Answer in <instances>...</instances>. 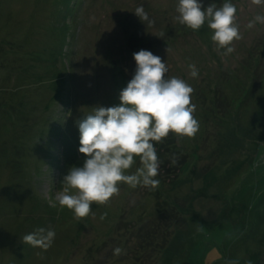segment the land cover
Returning <instances> with one entry per match:
<instances>
[{
  "label": "rangeland",
  "instance_id": "obj_1",
  "mask_svg": "<svg viewBox=\"0 0 264 264\" xmlns=\"http://www.w3.org/2000/svg\"><path fill=\"white\" fill-rule=\"evenodd\" d=\"M230 2L242 39L224 56L207 24L193 32L175 19L178 0H0V264L131 263L137 240L125 223L114 228L120 216L127 226L154 216L153 193L122 183L83 220L57 196L85 159L77 122L120 104L141 49L194 89L200 125L179 139L188 155L179 178L154 188L186 212L154 264H264V23L247 27L264 5ZM140 6L151 23L134 13ZM139 166L137 158L128 174ZM41 227L55 231L51 247L22 242ZM121 234L125 246L115 245ZM117 246L125 255H113Z\"/></svg>",
  "mask_w": 264,
  "mask_h": 264
},
{
  "label": "clouds",
  "instance_id": "obj_2",
  "mask_svg": "<svg viewBox=\"0 0 264 264\" xmlns=\"http://www.w3.org/2000/svg\"><path fill=\"white\" fill-rule=\"evenodd\" d=\"M257 6L264 0H251ZM175 19L191 29L200 30L205 24L212 31L210 37L215 50L227 56L234 51L233 43L242 39L237 24V7L230 0L217 7L211 3L204 8L200 0H178ZM141 21H149L143 6L134 12ZM151 23V21H149ZM264 23V15L257 14L247 25ZM168 52V48H167ZM136 63L133 78L120 92L118 106H96L91 114L77 122L80 133L78 149L85 157L82 166H72L63 178V190L58 193L59 206L70 210L77 220L92 213V205H106L119 195L120 184L131 188H156L160 161L154 147L169 134L194 138L200 125L194 116L196 105L191 102L194 89L178 77H167L168 68L161 58L141 49L133 54ZM190 76H198L194 64L189 65ZM139 158L140 166L132 174L129 170ZM173 156L172 162H176ZM107 213L101 215V220ZM52 229L38 228L26 234L22 242L47 250L55 238ZM124 250L116 247L113 255Z\"/></svg>",
  "mask_w": 264,
  "mask_h": 264
},
{
  "label": "trees",
  "instance_id": "obj_3",
  "mask_svg": "<svg viewBox=\"0 0 264 264\" xmlns=\"http://www.w3.org/2000/svg\"><path fill=\"white\" fill-rule=\"evenodd\" d=\"M212 101L215 103V110L217 108L215 98ZM217 114L220 115V113ZM215 118L221 121L219 117L216 116ZM179 139L180 137H177L175 134H169L162 142H154V147L160 161L159 174L155 179L167 186L173 184L179 178L188 161V155L180 144ZM173 156L177 158L175 163L172 162ZM145 188L144 193H153L154 195L155 215L148 217L144 215L140 216L137 222H132L133 225L131 226H127V220L122 221L123 217L121 218L120 216L114 228V231L117 229L120 231L122 228L121 223H125L126 226L123 228V232L128 231L131 237L137 240V245L131 250L133 256L130 258V264L135 262L140 264H146V262L148 264L156 263L160 254L166 249L173 238L176 227L180 222L179 220L186 214L184 207L178 203L180 201L175 195L172 198H164L158 190ZM130 224L128 223V225ZM122 235L119 239L115 240L118 241L115 245H121L120 242H123L121 246H125L126 243H129L127 237ZM252 262H257V259L253 258Z\"/></svg>",
  "mask_w": 264,
  "mask_h": 264
}]
</instances>
